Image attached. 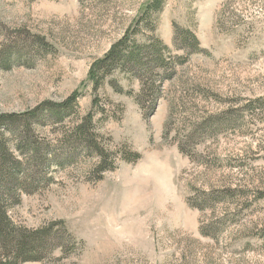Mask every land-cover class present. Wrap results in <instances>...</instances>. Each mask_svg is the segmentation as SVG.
Masks as SVG:
<instances>
[{
	"label": "rangeland",
	"instance_id": "obj_1",
	"mask_svg": "<svg viewBox=\"0 0 264 264\" xmlns=\"http://www.w3.org/2000/svg\"><path fill=\"white\" fill-rule=\"evenodd\" d=\"M146 1L0 0V114L79 94L31 118L59 162L9 210L29 229L62 221L75 246L20 264H264V0H164L151 12L153 31L134 40L152 34L185 56L177 25L201 51L174 65L145 118L137 78L115 70L95 87L89 71ZM88 113L111 170L73 136Z\"/></svg>",
	"mask_w": 264,
	"mask_h": 264
},
{
	"label": "trees",
	"instance_id": "obj_2",
	"mask_svg": "<svg viewBox=\"0 0 264 264\" xmlns=\"http://www.w3.org/2000/svg\"><path fill=\"white\" fill-rule=\"evenodd\" d=\"M163 2L164 0H147L142 9L144 13L131 23L104 56L92 64L89 71V79L95 87L102 82L104 76L115 70L137 78L141 84L136 101L145 118L154 111L163 80L171 77L174 65L182 64L189 55L201 51L194 32L177 25L173 29V43L176 50L183 51L185 56L168 54L170 51L167 45L152 34L142 42L134 40L142 26L153 31L151 12H160ZM116 90H121V87ZM78 95L74 91L60 103L45 102L37 109L27 112L0 114V264L44 262L56 249L63 254L65 243L75 246L73 237L62 221L29 229L15 224L10 218L9 210L19 202L21 193H30L34 188L48 184L51 178L47 175V169L53 155L55 163L59 162L55 154L52 155L49 151L48 143L44 146L45 144L37 142L31 118L37 115L42 106H48L46 110L53 111V115L60 114L75 103ZM92 121L93 113H88L74 126L73 136L78 146L93 150L99 156V171L111 170L114 160L110 159L106 163L108 157L95 140ZM11 136L18 138V141L13 143ZM130 154L125 158L126 161H135L139 157L136 152ZM57 224L60 232L55 230Z\"/></svg>",
	"mask_w": 264,
	"mask_h": 264
}]
</instances>
